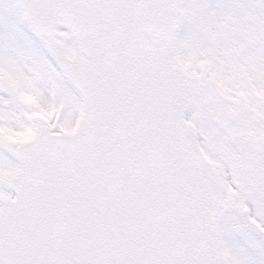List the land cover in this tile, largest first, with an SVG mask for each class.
<instances>
[{
    "label": "snow or ice",
    "instance_id": "snow-or-ice-1",
    "mask_svg": "<svg viewBox=\"0 0 264 264\" xmlns=\"http://www.w3.org/2000/svg\"><path fill=\"white\" fill-rule=\"evenodd\" d=\"M0 264H264V0H0Z\"/></svg>",
    "mask_w": 264,
    "mask_h": 264
}]
</instances>
